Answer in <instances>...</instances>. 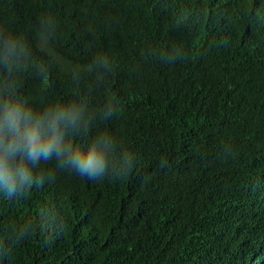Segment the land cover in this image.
Listing matches in <instances>:
<instances>
[{"label":"trees","instance_id":"1","mask_svg":"<svg viewBox=\"0 0 264 264\" xmlns=\"http://www.w3.org/2000/svg\"><path fill=\"white\" fill-rule=\"evenodd\" d=\"M9 98L111 149L94 182L53 159L0 189V264H264L259 0H0Z\"/></svg>","mask_w":264,"mask_h":264},{"label":"clouds","instance_id":"2","mask_svg":"<svg viewBox=\"0 0 264 264\" xmlns=\"http://www.w3.org/2000/svg\"><path fill=\"white\" fill-rule=\"evenodd\" d=\"M264 5V0H259ZM15 42L6 50H15ZM82 109L53 104L34 111L24 103L5 99L0 105V189L13 196L25 185L42 182L33 169L56 160L57 166L96 181L109 163L111 140L98 137L88 146L76 142L69 130L78 128Z\"/></svg>","mask_w":264,"mask_h":264}]
</instances>
